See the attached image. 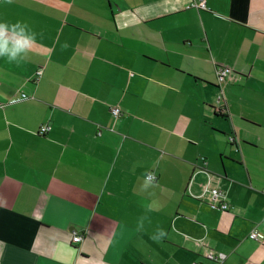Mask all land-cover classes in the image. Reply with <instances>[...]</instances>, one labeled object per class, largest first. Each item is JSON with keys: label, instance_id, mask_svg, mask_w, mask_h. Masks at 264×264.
<instances>
[{"label": "crops", "instance_id": "obj_1", "mask_svg": "<svg viewBox=\"0 0 264 264\" xmlns=\"http://www.w3.org/2000/svg\"><path fill=\"white\" fill-rule=\"evenodd\" d=\"M0 17L37 33L0 58V264H264V0H0Z\"/></svg>", "mask_w": 264, "mask_h": 264}, {"label": "clouds", "instance_id": "obj_2", "mask_svg": "<svg viewBox=\"0 0 264 264\" xmlns=\"http://www.w3.org/2000/svg\"><path fill=\"white\" fill-rule=\"evenodd\" d=\"M36 41L37 33L25 21H10L0 17V58H5L9 62L20 63L24 59L25 54L35 45ZM155 182V174L150 171L146 172L140 184L141 191L150 194ZM146 207L151 210L153 204L147 203ZM145 219V216H141L138 219V229L143 228ZM166 235V230L158 227L151 238L160 241Z\"/></svg>", "mask_w": 264, "mask_h": 264}, {"label": "built area", "instance_id": "obj_3", "mask_svg": "<svg viewBox=\"0 0 264 264\" xmlns=\"http://www.w3.org/2000/svg\"><path fill=\"white\" fill-rule=\"evenodd\" d=\"M192 5L194 7H202V8L206 7V4H205L204 1L201 4L193 3ZM231 74H232V70L229 67H227V66H222V67H219L217 69V77H218V80H219L220 83H222L225 80H227L231 76ZM37 75H41V72H38ZM26 98H27V96H25V95L19 96V97L15 98V100H13V102L24 100ZM218 98L221 101L222 100V95H220ZM111 111L116 117H119L121 115V113H122L121 109L119 107H113L111 109ZM50 129H51V126L49 124H43L39 128L37 134L40 135V136H44V135H46L48 133V131ZM263 192H264V190H263ZM211 206L213 208H215V209H220V210H223V211H227L230 208L229 204L226 202L225 194H223L222 192L217 191V190H213ZM250 238L253 239V240H260L259 232L256 231V230L252 231L250 233ZM82 239H83L82 235H80L77 232H74V241L75 242H80ZM206 257L208 259H211V260H217L218 258H223L222 255H216L212 251H210L206 255Z\"/></svg>", "mask_w": 264, "mask_h": 264}, {"label": "trees", "instance_id": "obj_4", "mask_svg": "<svg viewBox=\"0 0 264 264\" xmlns=\"http://www.w3.org/2000/svg\"><path fill=\"white\" fill-rule=\"evenodd\" d=\"M220 110H221L222 112H224V111H225V112H227V110H226L225 108H223V109H220Z\"/></svg>", "mask_w": 264, "mask_h": 264}, {"label": "rangeland", "instance_id": "obj_5", "mask_svg": "<svg viewBox=\"0 0 264 264\" xmlns=\"http://www.w3.org/2000/svg\"><path fill=\"white\" fill-rule=\"evenodd\" d=\"M219 82V80H217ZM220 83V82H219ZM218 97V96H217Z\"/></svg>", "mask_w": 264, "mask_h": 264}]
</instances>
